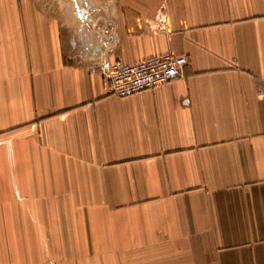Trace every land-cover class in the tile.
<instances>
[{"label": "crops", "instance_id": "1", "mask_svg": "<svg viewBox=\"0 0 264 264\" xmlns=\"http://www.w3.org/2000/svg\"><path fill=\"white\" fill-rule=\"evenodd\" d=\"M0 264H264V0H0Z\"/></svg>", "mask_w": 264, "mask_h": 264}, {"label": "built area", "instance_id": "2", "mask_svg": "<svg viewBox=\"0 0 264 264\" xmlns=\"http://www.w3.org/2000/svg\"><path fill=\"white\" fill-rule=\"evenodd\" d=\"M161 24L165 23L159 18ZM188 60L171 53L154 56L133 64L115 63L106 75L107 92L127 98L154 90L183 76Z\"/></svg>", "mask_w": 264, "mask_h": 264}, {"label": "rangeland", "instance_id": "3", "mask_svg": "<svg viewBox=\"0 0 264 264\" xmlns=\"http://www.w3.org/2000/svg\"><path fill=\"white\" fill-rule=\"evenodd\" d=\"M80 3V1L79 2H77V4H79ZM82 7H83V5H82Z\"/></svg>", "mask_w": 264, "mask_h": 264}]
</instances>
